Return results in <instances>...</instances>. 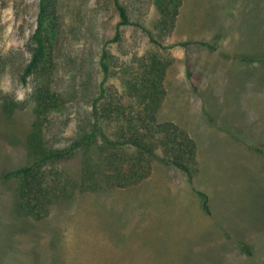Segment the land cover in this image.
I'll return each instance as SVG.
<instances>
[{"label": "rangeland", "instance_id": "1", "mask_svg": "<svg viewBox=\"0 0 264 264\" xmlns=\"http://www.w3.org/2000/svg\"><path fill=\"white\" fill-rule=\"evenodd\" d=\"M119 1L132 25L118 28L117 42L112 0L62 2L52 88L64 104L46 140L62 147L76 137L100 84L108 95L134 101L127 83L138 82L145 63L161 61L156 118L195 141V188L208 195L211 216L201 213L185 178L161 166L135 186L56 204L42 227L14 217L17 183L0 181V264H264V150L255 152L264 145V0H207L205 19H230L217 29L225 35L214 52L176 46L212 43L197 29L204 5H195V15L183 3L178 28L162 37L155 27L158 0ZM217 1H224L222 8ZM36 10L37 0H0V170L31 159L32 81L22 86L18 78ZM102 49L109 56L106 79L99 69ZM9 101L13 108L3 112Z\"/></svg>", "mask_w": 264, "mask_h": 264}, {"label": "trees", "instance_id": "2", "mask_svg": "<svg viewBox=\"0 0 264 264\" xmlns=\"http://www.w3.org/2000/svg\"><path fill=\"white\" fill-rule=\"evenodd\" d=\"M64 0H37L34 29L24 44L27 55L21 66L19 83L25 86L32 81L33 122L27 140L30 161L14 170H0V181L17 183L13 214L20 220L32 221L42 227L46 224L53 206L72 203L88 195L125 189L145 181L153 167L170 168L185 178L190 192L199 199V209L211 216L209 198L195 188L199 174L197 146L183 129L171 122H158L156 113L161 98L157 91L162 82L165 65L161 61L145 63L138 82L127 83L128 90L136 98L124 103L120 98L106 93L100 84V96L90 100L85 120L78 126L76 137L65 146L48 144L45 132L56 111L64 101L52 88L55 63L53 47L60 32V8ZM118 23L113 42L119 41L118 28L132 25L125 7L119 0H112ZM180 7V0H158L159 20L155 27L162 37L173 32ZM149 41L160 49L164 47L153 40L144 30ZM212 43H180L185 48L196 44L209 52L216 50ZM99 69L106 79L109 70V56L101 50ZM251 59H242L248 62ZM162 67V68H160ZM150 75V77H149ZM158 77V79L152 78ZM185 78L191 73L185 68ZM193 92L197 86L191 83ZM13 102H4L3 112H10ZM264 145L255 152L261 153ZM247 256L250 249L242 245Z\"/></svg>", "mask_w": 264, "mask_h": 264}, {"label": "crops", "instance_id": "3", "mask_svg": "<svg viewBox=\"0 0 264 264\" xmlns=\"http://www.w3.org/2000/svg\"><path fill=\"white\" fill-rule=\"evenodd\" d=\"M183 3H186L185 8L187 11L194 13L195 5H197V4L204 5V4H207L209 2L207 0H200V1H198V0H187V2H186V0H180V7L178 9V14H177V18L175 21V26H174L173 31L176 28H178V25L180 24V17H181L180 12L183 8V5H184ZM222 3H224V1H217L215 4L218 8H222ZM207 7H209V5H204L205 11H204L203 15H201L203 17V19L198 22L200 24V26L197 29L199 31H201L203 34H205L206 35L205 39H209V41H212L215 38L223 39V36L225 34L223 33L224 30L222 31V26H221V31H219L217 29H219L220 25H224V27L226 28L228 26V24L230 23V19H227L226 21L219 20V19L214 18V17H209L208 19H205V15L207 14L206 13ZM226 15H227L226 18H230V16L233 15V12L228 11L226 13ZM204 42H206V40Z\"/></svg>", "mask_w": 264, "mask_h": 264}]
</instances>
